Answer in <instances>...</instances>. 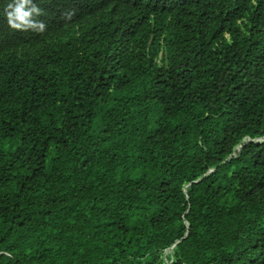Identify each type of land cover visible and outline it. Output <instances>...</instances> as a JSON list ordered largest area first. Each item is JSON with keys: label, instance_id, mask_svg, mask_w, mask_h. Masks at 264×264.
<instances>
[{"label": "trees", "instance_id": "1", "mask_svg": "<svg viewBox=\"0 0 264 264\" xmlns=\"http://www.w3.org/2000/svg\"><path fill=\"white\" fill-rule=\"evenodd\" d=\"M21 3L0 264H264V0Z\"/></svg>", "mask_w": 264, "mask_h": 264}, {"label": "clouds", "instance_id": "2", "mask_svg": "<svg viewBox=\"0 0 264 264\" xmlns=\"http://www.w3.org/2000/svg\"><path fill=\"white\" fill-rule=\"evenodd\" d=\"M27 2L28 0H23V3H21L14 12L9 13V20L13 27H20V24L16 23L17 20L28 23L26 17H28L30 13L23 11L24 4H26ZM32 26L36 27L35 25ZM39 27L41 28V30L43 29V25H39Z\"/></svg>", "mask_w": 264, "mask_h": 264}, {"label": "water", "instance_id": "3", "mask_svg": "<svg viewBox=\"0 0 264 264\" xmlns=\"http://www.w3.org/2000/svg\"><path fill=\"white\" fill-rule=\"evenodd\" d=\"M240 147H241V145L238 146V149H239ZM238 149H237V150H238ZM199 179H200V178H199ZM199 179H198V180H199ZM172 247H173V246H172Z\"/></svg>", "mask_w": 264, "mask_h": 264}, {"label": "rangeland", "instance_id": "4", "mask_svg": "<svg viewBox=\"0 0 264 264\" xmlns=\"http://www.w3.org/2000/svg\"><path fill=\"white\" fill-rule=\"evenodd\" d=\"M168 252H170V250H169V251H166V252H165V255H166Z\"/></svg>", "mask_w": 264, "mask_h": 264}, {"label": "bare ground", "instance_id": "5", "mask_svg": "<svg viewBox=\"0 0 264 264\" xmlns=\"http://www.w3.org/2000/svg\"><path fill=\"white\" fill-rule=\"evenodd\" d=\"M170 248V247H169Z\"/></svg>", "mask_w": 264, "mask_h": 264}]
</instances>
